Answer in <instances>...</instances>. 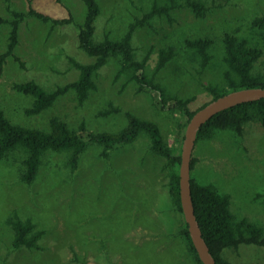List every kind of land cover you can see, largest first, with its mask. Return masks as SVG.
<instances>
[{
    "label": "rangeland",
    "instance_id": "obj_1",
    "mask_svg": "<svg viewBox=\"0 0 264 264\" xmlns=\"http://www.w3.org/2000/svg\"><path fill=\"white\" fill-rule=\"evenodd\" d=\"M201 16L189 6L169 11L168 16L144 15L152 0H97L92 40L107 36L117 40L134 24L131 46L135 60L146 58V71L180 99H191L193 111L210 100L206 85L225 88L223 72L224 33L243 39L262 51L252 72L264 77V0H197ZM33 9L48 17L28 14ZM14 13L19 20L18 42L0 62V108L16 125L49 129L57 117L69 128L84 126L88 132H118L127 114L154 122L167 147L180 137L185 125L181 109L161 110L158 97L136 92L119 74L120 56H111L92 74L94 88L79 103L73 90L57 97L47 109L28 114L33 98L15 84L34 81L46 90L68 84L78 77L72 64L95 60L78 45V30L86 6L83 0H0V54L6 51ZM65 19L71 21L66 22ZM141 21V22H139ZM264 25V24H263ZM209 41V59H201L186 41ZM172 47L174 55L156 69L157 53ZM88 143L76 168L68 166L67 152L47 150L36 178L21 180L20 150L0 159V264H198L180 231L183 218L168 191L169 167L156 154L150 139L140 132L130 143L108 149ZM191 176L229 196L235 221L245 219L262 228L264 237V127L257 120L244 123L241 134L214 129L194 146ZM30 221L32 246H15L9 220ZM221 257L229 264H264V246L241 243L224 248Z\"/></svg>",
    "mask_w": 264,
    "mask_h": 264
},
{
    "label": "trees",
    "instance_id": "obj_2",
    "mask_svg": "<svg viewBox=\"0 0 264 264\" xmlns=\"http://www.w3.org/2000/svg\"><path fill=\"white\" fill-rule=\"evenodd\" d=\"M86 6V13L83 24L78 30V45L89 56L95 60L91 63L83 64L72 59V64L78 70L76 80L57 86L52 90H46L34 81L15 84V88L33 98L28 114H37L49 108L57 97L63 95L68 90H73L79 103H82L94 88L92 74L100 66L104 65L111 56H120L119 74L126 76L125 84L132 82L135 84L136 92L149 91L157 95L156 105L161 110L181 109L185 114V125L191 115L207 102L218 96L240 88L264 87V77L252 72L254 62L261 56L262 51L257 47H252L243 39H238L235 35L224 33L222 44L224 49L223 61L226 66L222 76L226 83L225 88L207 84V91L211 93L210 100L204 102L197 109L191 111L188 103L191 99H180L169 93L165 86L156 82L155 79L146 71V58L135 60L131 46V35L135 25L132 23L123 36L117 40H111L107 36L100 42H94V20L99 14L97 0H83ZM182 5L189 6L196 16H201L203 4L197 0H152L150 10L144 15L147 20L153 15H165L171 9ZM28 14L35 15L43 20L48 17L29 9ZM17 18L12 22V27L8 36L6 51L0 54V62L10 55L18 42V22L24 17V13H14ZM66 22L71 21L65 19ZM4 22L0 17V23ZM141 22V21H139ZM264 17L254 21V25L264 26ZM187 46L194 49L201 59V66H204L209 55L207 48L209 41L203 38H196L186 41ZM174 55L172 47L161 48L157 53L156 69L165 65ZM257 120L264 127V99L240 103L229 107L210 117L199 129L196 141L202 137L211 136L214 129L231 130L241 134L245 122ZM183 128L180 129V137H177L173 146L167 147L162 139L158 126L149 120L140 119L132 114H127V123L118 132H88L83 134L84 126L78 130L71 129L64 121L57 117L49 120V129L41 130L21 125L12 124L4 115L0 108V159L8 153L20 150L24 154L21 162V180L31 183L37 175L44 152L51 150L54 152H67L68 166L76 168L79 155L85 150L88 143H96L104 147L103 154L106 155L108 149L115 146L132 142L140 132H144L150 139V146L154 153L166 158L169 167L168 191L172 196L173 202L182 216L178 192V166L180 160V147L183 138ZM195 141V143H196ZM195 159L191 158V170ZM191 197L194 206V213L198 221L202 236L206 241L209 251L215 259L216 264H229L221 257V251L228 247H237L241 243L256 244L264 246L262 228L241 219L234 220V216L229 209V196L220 194L211 185L198 184L193 177L190 178ZM183 218V216H182ZM13 230V244L15 246H32L39 237V233L32 234L33 225L30 221H23L18 217L9 220ZM188 244V248L193 253L198 264L199 260L192 242L190 240L187 225L183 219V227L180 231Z\"/></svg>",
    "mask_w": 264,
    "mask_h": 264
},
{
    "label": "water",
    "instance_id": "obj_3",
    "mask_svg": "<svg viewBox=\"0 0 264 264\" xmlns=\"http://www.w3.org/2000/svg\"><path fill=\"white\" fill-rule=\"evenodd\" d=\"M264 99V87H246L228 91L197 109L187 121L180 147L178 192L182 216L194 250L202 264H216L204 240L191 197V158L196 135L201 126L214 114L240 103Z\"/></svg>",
    "mask_w": 264,
    "mask_h": 264
}]
</instances>
